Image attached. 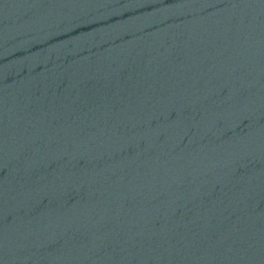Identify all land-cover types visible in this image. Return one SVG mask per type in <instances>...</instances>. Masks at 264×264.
<instances>
[{
    "label": "water",
    "instance_id": "95a60500",
    "mask_svg": "<svg viewBox=\"0 0 264 264\" xmlns=\"http://www.w3.org/2000/svg\"><path fill=\"white\" fill-rule=\"evenodd\" d=\"M0 264H264V0H0Z\"/></svg>",
    "mask_w": 264,
    "mask_h": 264
}]
</instances>
